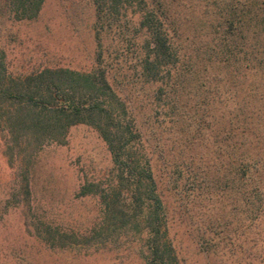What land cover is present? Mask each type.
Segmentation results:
<instances>
[{
  "label": "rangeland",
  "instance_id": "374dc122",
  "mask_svg": "<svg viewBox=\"0 0 264 264\" xmlns=\"http://www.w3.org/2000/svg\"><path fill=\"white\" fill-rule=\"evenodd\" d=\"M173 1L167 0L173 21L167 27L183 57L167 86L142 76L146 35L141 31L134 38L130 31L140 27L148 8L135 1L118 25L104 27L99 44L93 0H46L32 20H16L10 0H0V51L7 75L25 79L48 69L86 75L100 63L117 100L143 131L139 147L151 157L149 169L166 214L162 241L173 249L174 263L264 264V226L243 233L223 201L208 200L195 181L200 167L214 178L220 159L212 128L223 129L226 105L240 101L245 68L238 72V65L227 68L216 61L204 69L196 63L193 50L207 43L203 32L214 18L203 14L212 0ZM246 3L250 9L240 24L245 38L232 44L242 50L226 56L239 63L248 57L246 63H261L264 70V0ZM228 18L216 19L215 30L232 40L225 30ZM193 61L198 80L180 84L179 72L188 73ZM114 167L108 145L86 124L71 127L65 144L39 149L15 144L6 125L0 126V264H145L135 231L125 235L116 252L92 237L102 208L96 196H80V190L91 183H116Z\"/></svg>",
  "mask_w": 264,
  "mask_h": 264
},
{
  "label": "trees",
  "instance_id": "16d2710c",
  "mask_svg": "<svg viewBox=\"0 0 264 264\" xmlns=\"http://www.w3.org/2000/svg\"><path fill=\"white\" fill-rule=\"evenodd\" d=\"M45 1L10 0L16 20L35 19ZM134 1L137 6L143 4L148 8L140 27L129 30L134 38L141 31L146 35L142 76L147 82L167 86L171 84L172 71L176 72L183 57L167 27L173 23L169 15L171 4L167 0H93L97 40L100 44L104 27L110 29L118 25L120 16L126 15L129 6L135 5ZM249 7L246 0H212L207 4L203 14L208 19L214 17L203 32L208 40L203 48L195 47L193 52L196 63L202 64L204 69L216 61L226 63L227 68L238 65V72L245 68L240 101L226 105L223 129L212 128L220 159L219 166L214 169V178L209 179L206 167H200V177L195 181L205 194H209L208 200L223 201V207L237 218L243 233L246 230L247 234H252L264 226V70L261 63L256 66L246 63L247 56L240 63L226 56V53L242 50L237 51L238 47L233 48L232 44L237 38H245L240 24H244ZM225 15L229 18L225 21L228 26L224 27L232 40L215 30L216 19ZM238 16L242 19H236ZM220 57L225 59L220 60ZM194 65L193 61L188 73L179 72L180 84L188 83L190 77L198 80ZM164 92L161 89V93ZM198 108L201 110L203 105ZM0 112V126L5 124L15 144L25 147L34 144L39 149L51 143L65 144L69 129L78 124L94 128L109 147L118 180L107 187L91 183L80 190V196H96L102 208L92 237L100 243L111 244L116 252L125 235L135 231L134 238L138 237L145 250L137 252L145 264L174 263L173 249L162 241L166 214H163L157 183L149 169L151 157H144L139 147L143 131L130 116L132 111L128 114L125 105L117 100L108 81V71L100 63L86 75L68 69H48L25 79H14L8 77L0 51ZM199 160L201 163L203 157Z\"/></svg>",
  "mask_w": 264,
  "mask_h": 264
}]
</instances>
